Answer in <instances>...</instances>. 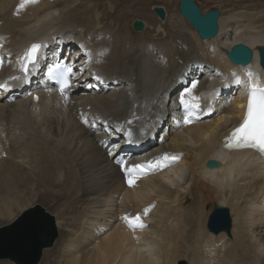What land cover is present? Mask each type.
Segmentation results:
<instances>
[{"label": "bare ground", "instance_id": "6f19581e", "mask_svg": "<svg viewBox=\"0 0 264 264\" xmlns=\"http://www.w3.org/2000/svg\"><path fill=\"white\" fill-rule=\"evenodd\" d=\"M258 1L259 13L221 15L217 36L203 40L161 7L135 13L131 36L121 19L131 13H97L100 1L39 0L21 9V0H0V85H7L0 88V229L20 218L25 225V213L39 206L35 194L24 198L34 183L52 188L40 197L56 206L54 243L60 233L37 264L56 254L59 264H264V159L220 150L253 84L264 88V69L254 67L264 47ZM37 42L41 60L21 76ZM235 45L252 50L251 64L230 61ZM55 62L76 73L60 98L43 79ZM194 82L200 109L185 124L179 98ZM33 91L38 103L28 98ZM115 155L133 164L176 157L177 165L129 187L132 165H115ZM214 204L229 210V238L207 228ZM136 216L145 228L124 219ZM13 239L0 234V261L17 264L4 259Z\"/></svg>", "mask_w": 264, "mask_h": 264}, {"label": "water", "instance_id": "95a60500", "mask_svg": "<svg viewBox=\"0 0 264 264\" xmlns=\"http://www.w3.org/2000/svg\"><path fill=\"white\" fill-rule=\"evenodd\" d=\"M179 11L181 15L191 24V26L198 32V35L203 40H210L217 36L219 27L218 19L221 15L220 10H210L206 14H202V10L195 0H180ZM160 15L161 10L158 11ZM262 67L264 68V47L259 50ZM228 57L235 65L247 66L253 61V53L250 48L244 45H237L232 48L228 53ZM41 212L43 219L33 216L34 213ZM27 219L23 224V218L16 220L13 224L6 228L0 229V234L5 233L6 236H18V240L13 239L14 246L10 247L4 254V259L11 260L17 264L22 263L18 261L20 256L25 257L23 264H37L41 258L42 252L46 247H51L57 236L56 228L54 225V218L49 215L40 206H37L33 210H29L25 213ZM207 228L209 232L214 235L219 233H226L231 235L232 219L227 208H222L217 204H214V210L209 216ZM35 233L36 236L28 239L24 237L27 234ZM37 242H35V240ZM23 243V248L30 253H33V257L25 255L19 244ZM38 246L37 248H35Z\"/></svg>", "mask_w": 264, "mask_h": 264}, {"label": "rangeland", "instance_id": "374dc122", "mask_svg": "<svg viewBox=\"0 0 264 264\" xmlns=\"http://www.w3.org/2000/svg\"><path fill=\"white\" fill-rule=\"evenodd\" d=\"M94 1H100V2L96 3L97 4V8H96L97 13H117V15H120V13H131L130 16L121 17V19L124 20V23L126 24V26H125L126 33H128V35L130 33L131 36H133V34H134L132 32L133 31L132 30V22L135 19H138L135 13H150L152 8L161 7V8H164L166 10L165 11L166 13H169L170 17L181 16V13H180L179 7H178L180 0H117V1L111 0V2H109V0H104V2L102 0H94ZM118 1H120V2H118ZM195 2L201 8L202 14H206V12L210 11V10H220L221 15L225 16L227 13H259L260 9H262L259 6L260 1H258V0H195ZM110 3H113L114 8H112V6L109 5ZM221 15L219 17L218 26H219ZM112 18H110L109 20L111 22L117 23V21H114V19H112ZM105 21L110 23L107 20H105ZM114 26H115V24H113V28H114ZM190 26H191V24H190ZM190 26H188L187 28H190ZM164 28L165 27H162V29H164ZM158 42H162V41H158ZM75 49L76 50L79 49V46L76 47ZM180 88H181V86L178 89H180ZM126 138L129 139L131 142L136 143L135 138H133L131 136H127ZM46 190H52V188H49V187L48 188L47 187L40 188L38 186L37 187L34 186V183H31L29 185V191H27L25 193L24 198L25 197L29 198V197H31L32 194H35L37 196V200H36L37 202L35 203V205H33V207L36 205L41 206L54 218V221H56L55 217H54L56 214V211H54L56 206L52 207V200H46V199H42L40 197L41 194L47 192ZM58 190H62V188L60 187V188H58ZM31 191H33V192L31 193ZM66 200L67 199H63L62 202L66 201ZM60 204H61V202L58 203V205H60ZM205 209L206 210L209 209V204L206 205ZM33 216L43 219L41 216V212H36L33 214ZM5 221H6V219H4L0 216V228L4 227V225L2 226V224ZM207 223H208V220H207ZM7 226H9V225H7ZM59 238H60V233L58 231V237H57V240L54 243L53 247L56 245ZM228 238H229V236H228ZM52 248H50V249L52 250ZM43 256H44V254H43ZM57 257H58V254H56L55 256L49 255L45 259H44V257H42V260L40 261L39 264H59V262H58L59 259ZM53 260L55 261V263H53L54 262ZM184 262L185 261H179L178 264H185ZM9 263H12V262L0 261V264H9ZM12 264H14V263H12Z\"/></svg>", "mask_w": 264, "mask_h": 264}, {"label": "snow or ice", "instance_id": "6c2138e0", "mask_svg": "<svg viewBox=\"0 0 264 264\" xmlns=\"http://www.w3.org/2000/svg\"><path fill=\"white\" fill-rule=\"evenodd\" d=\"M39 0H21L20 8L23 9L26 5H33L38 3ZM40 45L33 44L31 48L26 52L21 65V71L27 75L29 71V65H35L37 62V53L39 52ZM2 60H0V65H2ZM70 72L71 69H68ZM69 87V84L65 81L61 84V92L65 88ZM0 88H7V85H0ZM196 88V83L194 82L191 88L187 89L184 94L181 95L180 104L183 108L191 113L193 110H199V97L193 94V89ZM38 99V98H37ZM190 119L184 118V123H190ZM233 144L236 147H250L257 150L261 155H264V90L258 89L257 85L253 84L249 99H248V112L247 118L245 119L243 125L237 129L232 134V141L229 143V147ZM165 160L169 158L164 157ZM175 160L176 157H172ZM149 167H156L155 165H149ZM126 175L128 177L129 187L134 186L135 180L140 177L143 173V166L136 165L130 169H125ZM148 209L145 210L144 215H147ZM129 227L133 230L136 228L143 229L146 225L141 221L140 216H136L135 219L124 218Z\"/></svg>", "mask_w": 264, "mask_h": 264}]
</instances>
